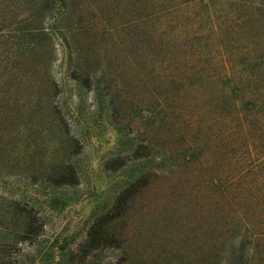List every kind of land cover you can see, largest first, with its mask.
Wrapping results in <instances>:
<instances>
[{
    "label": "trees",
    "instance_id": "trees-1",
    "mask_svg": "<svg viewBox=\"0 0 264 264\" xmlns=\"http://www.w3.org/2000/svg\"><path fill=\"white\" fill-rule=\"evenodd\" d=\"M216 1L45 0L44 9H58L49 17V28L43 29V21L34 32L47 31L62 42L68 59L76 63L73 81L79 89L86 87L93 93L98 112L118 136V146L126 149L106 162L107 171L121 172L119 179L113 180L106 200L95 199L80 239L46 237V217L35 202L30 207L28 202L22 205L17 199H4L0 230L5 227L6 250L0 264H93L90 260L97 251L130 244L139 220L131 232L123 225L147 198L149 216L141 218L166 210L176 219L175 213L185 209L179 215L183 228L195 225L196 229L194 255L198 251L199 255L195 264H264V64L243 70L246 67L223 63L207 71L196 59L184 62L182 58V26H187L188 37L193 38L197 34L193 11L199 6L214 7ZM226 1L233 8L234 3L243 8L242 3H247ZM107 9H111L109 16L129 21L110 26V19H104ZM214 24L211 32L217 33L222 24ZM137 44L147 47L128 55L127 50ZM48 103L53 113H59L57 132L63 153L45 163L50 166L49 177L41 180L39 198L34 201L61 211L70 202L64 190L79 186L82 180L77 162L67 160L66 152L70 147L82 150L83 145L69 131L58 103L51 98ZM125 111L147 122L146 135L130 139L131 133L123 127ZM158 191L162 193L152 198ZM242 229L248 235L238 240ZM160 236L153 238L161 242ZM252 241L255 249L248 245ZM15 244H26L30 252L10 255ZM173 248L151 244L144 261L139 253L132 256L135 264H165L166 253Z\"/></svg>",
    "mask_w": 264,
    "mask_h": 264
},
{
    "label": "rangeland",
    "instance_id": "rangeland-1",
    "mask_svg": "<svg viewBox=\"0 0 264 264\" xmlns=\"http://www.w3.org/2000/svg\"><path fill=\"white\" fill-rule=\"evenodd\" d=\"M96 1L98 0H90L91 3ZM44 2L45 0H0V207L4 199H17L22 205L28 202L30 207L35 202V208L40 209L46 217V237L64 235L80 239L86 220L95 208V199L100 197L102 201L106 200L113 191V180L119 179L121 172L115 169L107 171L106 162L123 153L126 148L118 146V136L106 117L98 112L93 93L86 87L79 89L73 81L72 71L76 63L68 59L62 42L56 41L51 33L44 31L49 28L50 15L58 9H44ZM229 3L231 2L218 0L214 7L199 6L193 11L197 34L189 38L187 26H182L184 62L194 58L202 63V70L207 71L223 63L236 65L240 69L246 67L243 70L250 65L264 64V0H247V3H242L245 8L238 3H234L236 6L233 8ZM110 12L111 9L104 11V19H110V26L119 27L129 21L127 18H115V14L109 16ZM209 15L213 18L210 19ZM74 20L77 22L79 17ZM43 21L44 30L34 32L38 23ZM214 22L216 25L222 24L217 33L211 32ZM223 23L226 28H223ZM58 27L63 26L58 24ZM66 33L71 37L69 31ZM36 39L40 44L39 48L34 47L37 45ZM74 43L70 40L72 50L77 47ZM110 43L112 47V42ZM146 47V44L130 47L128 55L133 56ZM190 48L192 49L189 51ZM50 98L58 103L62 116H66L69 131L83 145L82 150L70 147L66 152L67 160L77 162L82 180L79 186L64 190L70 202L61 211H51L43 207V204L40 205L39 200L34 201L39 198L38 186L41 180L49 177L47 173L50 166L46 167V164L60 158V153H63L57 132L59 113L52 112L48 103ZM37 99H40V104H36ZM123 116L126 119L123 127L128 134L131 133L130 139L137 140L140 133L142 136L146 135L147 122L139 119V114L125 111ZM131 121L135 122L131 124ZM3 152L7 156H3ZM63 157L65 154L61 158ZM161 193L158 191L152 198ZM147 200L148 198L137 205L138 208L130 213L126 225H123L126 231L131 232L134 221L139 220L136 228L134 227L137 233L130 239V244L97 251L90 262L135 264L133 253L143 255L144 261L149 256L151 244L157 247L166 243L174 248L166 253L169 258L168 262L164 261L165 264H195V257L199 255V251L194 255V247H197L196 229L195 225L183 228L184 219L179 215L185 209H179L175 213L176 219H173L174 213L166 210L152 212L149 218H141L142 215L149 216ZM140 209L144 213L141 214ZM3 230H0V259L6 250L3 248ZM159 234L161 242L153 238ZM246 235L247 229H242L236 238L239 240ZM254 244L252 241L248 245L255 249ZM28 252L30 249L26 244H15L9 250L13 256ZM259 257L261 254H258Z\"/></svg>",
    "mask_w": 264,
    "mask_h": 264
}]
</instances>
